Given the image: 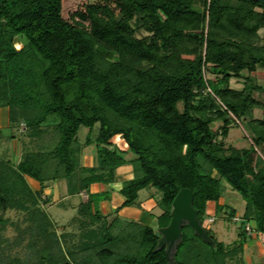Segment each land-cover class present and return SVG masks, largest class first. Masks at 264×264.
<instances>
[{
  "label": "trees",
  "instance_id": "obj_1",
  "mask_svg": "<svg viewBox=\"0 0 264 264\" xmlns=\"http://www.w3.org/2000/svg\"><path fill=\"white\" fill-rule=\"evenodd\" d=\"M64 7L65 0H0L5 137L15 138L21 123L25 130L18 161L0 158V247L25 241L23 254L4 255L0 248V264H169L165 245H156L183 187L191 190L202 225L223 212L239 223V232L228 245L215 237L212 222L203 225L209 240L183 222L174 264H228L238 253L245 264L244 247L253 233L264 246V119H245L255 108L264 112L253 96L264 91L253 74L257 67L264 70L257 33L264 26V3L94 0L66 14ZM16 37L24 40L19 47ZM238 76L242 86L234 88L230 79ZM206 84L211 92L202 91ZM230 114L242 121L248 147H224L235 122ZM81 126L88 131L80 145ZM90 145L96 166L80 161ZM124 164L132 166L133 177L119 189L121 206H138L139 190L153 188L160 209L154 226L122 219L119 207L103 214L98 202L107 193L89 190L93 183L113 182ZM25 176L38 181L39 189ZM59 179L68 194L87 192L71 217L79 231L70 244L41 205L48 202L41 201L43 187ZM224 182L245 202L241 217L220 203ZM209 201L215 202L214 214L207 213ZM7 209L23 213L18 223L10 222L18 232L11 243L1 235Z\"/></svg>",
  "mask_w": 264,
  "mask_h": 264
},
{
  "label": "rangeland",
  "instance_id": "obj_2",
  "mask_svg": "<svg viewBox=\"0 0 264 264\" xmlns=\"http://www.w3.org/2000/svg\"><path fill=\"white\" fill-rule=\"evenodd\" d=\"M88 1H94V0H65V7H64V14L67 13V11H73L74 9H80L84 6V3L88 2ZM200 5H203V0H198ZM143 34L144 31H141L139 34ZM258 33V42L260 44H264V26H262L261 28L258 29L257 31ZM23 38L22 37H16L14 39V43L16 45V47H19L22 44ZM246 73V72H244ZM255 75V79L258 83H264V70L260 67L256 68V71L253 73ZM206 75L208 77H211L212 75L208 74L206 72ZM243 76L241 77H232L230 79V85L234 88H240L242 86V82H243ZM253 96L258 99L259 101L264 103V91L262 92H254ZM178 107L181 108L182 104H178ZM246 120L248 119H264V112L262 111L261 108H255L253 110L250 111V114L245 118ZM240 123L242 124V121L240 120ZM234 122L231 124L229 132L227 134V136L225 138H223V144L224 147H234V148H242V147H248L250 144V140L248 138L245 137V132L243 130V126ZM19 130L18 132H15L14 136L16 139V146L19 145V147L17 148V151H21V148L23 147V143L21 142V139L23 140V136H24V124H19ZM221 125V120L215 121L213 123V128L215 130H218L219 127ZM97 129H98V125L95 126V129L92 131V137H94L97 133ZM87 128L81 126L78 130L77 136L78 139L80 141V145L84 142L85 140V135L87 133ZM50 134L46 135V140L50 137ZM1 138L6 141H0V156L3 154H7L9 157L11 156V153L14 154L13 159L17 160V158H19L18 153H15L14 151V141L12 142L10 138H6L4 136H0V140ZM221 138L220 136L218 137V139ZM25 141H27V138H24ZM9 141V142H8ZM114 141H116V143L122 148V149H126V145L124 144L122 138L120 136H116L114 138ZM93 145H90L88 147H85L82 150V154L83 160L85 161L86 157H87V153L91 152L90 150H92ZM259 152H261L260 149H258ZM262 153V152H261ZM260 153V154H261ZM131 156V154L129 152H126V157ZM120 174L123 175V177H125L126 175L130 176L132 174V172H130V167H125V168H121L119 170ZM131 173V174H130ZM225 183V182H224ZM226 184V190L223 193L221 199H220V203H223L226 207L228 208H233L235 209V215L238 216H242L243 212H244V200L242 199V197L240 196V194L233 190L227 183ZM153 192L154 194H158L157 192H155V190L153 188H144L141 189L139 191V200L142 198H145L146 195H150ZM46 195L43 196L41 195V201H43V199H45ZM158 197V195H157ZM42 207H44L46 210L48 209L46 203H42L41 204ZM211 209L213 208V205L211 203H207V209ZM58 208H56V219L57 220V232L58 233H66V240L67 243H73L78 241V225L77 222H75L74 220H72V212L70 211V209H64L63 210H58ZM210 210V211H211ZM160 212L159 208L154 209L153 213L154 216L152 218L153 221H151V225L154 226L155 225V218L156 215H158ZM214 214V213H213ZM3 218H7L9 223H7L5 225V228L1 231V235L5 238L8 239V241L11 243L12 241H14V239L17 237V231L14 227V225H11L10 222H14V223H18L22 218H23V213L21 211H18L16 209H7L6 211H4L2 213ZM110 220V219H109ZM207 220L204 219L203 220V225L206 226ZM239 223L231 221L228 219L226 213H219L215 215V220L209 225V227L212 229V231L215 234V237L220 240L223 241L225 244L231 245L232 242L234 240L237 239L238 237V232H239V228H238ZM23 226V224H22ZM68 231V232H67ZM71 234V235H70ZM69 235V236H68ZM257 237L256 233H253L250 237V239H252V242L255 241V238ZM249 239V240H250ZM260 239V238H259ZM25 241L22 242L21 246L18 247H13L12 249L6 248L5 245L6 243L2 244V246L0 248H2V250L4 251L3 254H10L12 256L14 255H18V256H22L23 254V244ZM259 243L260 240H259ZM258 246L255 245L254 243L252 245H248L246 248V251H244V254L246 255V259H245V264H254L257 259L259 260V262L261 264H264V252H261V250L263 249V247L261 246V249L259 250L257 248ZM263 255L262 257L257 258L256 255L260 256ZM239 258V253L236 254L235 260H227L228 264H240L237 260Z\"/></svg>",
  "mask_w": 264,
  "mask_h": 264
},
{
  "label": "crops",
  "instance_id": "obj_3",
  "mask_svg": "<svg viewBox=\"0 0 264 264\" xmlns=\"http://www.w3.org/2000/svg\"><path fill=\"white\" fill-rule=\"evenodd\" d=\"M8 125V109L7 107H0V129H2L1 132V137L2 136H6L8 134V131L6 130V127ZM0 141H6L5 138L4 140L1 138ZM11 141H14V151L15 153L20 154L19 151H17V148L19 147L16 146V139H11ZM9 142V141H8ZM91 152L87 153V157L85 159V161L83 160V155H81L80 161L81 164L84 166H96L97 165V158L96 155L94 154V152L92 150H90ZM13 153V152H12ZM11 153V156L9 157L7 154H3L0 156V158L2 159H10L12 163H16L18 161L19 158H17V160L13 159L14 154ZM20 156V155H19ZM125 167H130V172H132V174L129 176H125L123 177L122 174H120L119 170L121 168H125ZM26 180L28 182V184L30 185V187L33 190H38L39 189V182L36 181L35 179L29 177V176H25ZM133 177V171H132V166L130 164H124L121 165L119 167L116 168L115 171V180L111 183L105 184L102 182H96L90 185L89 190L91 192H96V193H107V198L100 200L98 202V207L100 209V211L103 214H108L114 211V209L116 207L118 208L117 214L119 215V217H121L122 219H127V220H135V221H139L143 224H151V221L153 216H154V209L158 208L157 204H156V198H157V194H154L153 192H150L152 194L150 195H146L145 198H142L139 200V192H138V206L137 205H130V206H121V203L123 202V200L125 199L123 195H121L119 193V189L121 188L122 182L124 180L130 179ZM140 191V190H139ZM42 195L45 196L46 195V199L48 200V202L46 203L48 209V213L51 214V216L54 218V221L57 222L58 219H56V208L57 211L59 210H63L64 209H70V211L72 212L71 216H73L76 211H77V207L78 204L80 202H84L87 199V192L85 191H80L78 193L75 194H68L66 192V181L64 179H59L56 180L54 182H48L44 187H43V191H42ZM207 203H211L213 205L212 210L211 209H207V213L209 214H213L214 213V208H215V202L213 201H209ZM211 210V211H210ZM160 213V212H159ZM256 242L253 241L252 239H250L244 247V251H246L247 246L250 244L252 245L253 243L255 245H257L258 249H261V246L263 247V249L261 250V252H264V246L261 242V240L259 239V237L255 238ZM259 240L261 243H259ZM259 249V250H260ZM263 255L260 254L256 255L257 258L262 257ZM246 259V255L244 254V260ZM254 264H261L259 262V260L257 259V261Z\"/></svg>",
  "mask_w": 264,
  "mask_h": 264
},
{
  "label": "water",
  "instance_id": "obj_4",
  "mask_svg": "<svg viewBox=\"0 0 264 264\" xmlns=\"http://www.w3.org/2000/svg\"><path fill=\"white\" fill-rule=\"evenodd\" d=\"M258 1L264 3V0ZM192 201L193 195L191 190L188 187L181 188L172 201L171 217L168 224L159 229L160 237L156 248L165 245V256L169 264H174L172 255L175 245L181 236V223L186 222L190 224L197 234L203 239L209 240L201 220L197 217V209L193 207Z\"/></svg>",
  "mask_w": 264,
  "mask_h": 264
},
{
  "label": "built area",
  "instance_id": "obj_5",
  "mask_svg": "<svg viewBox=\"0 0 264 264\" xmlns=\"http://www.w3.org/2000/svg\"><path fill=\"white\" fill-rule=\"evenodd\" d=\"M202 91H203V92H211V89H210V87L206 84V85H205V88L202 89ZM230 116L234 119L235 122H238V120H236V119L232 116V114H230ZM212 220H213V217L210 216L209 218H207V223H208V222H212ZM234 220H238V217L235 216V217H234ZM245 230H246L248 233H250V232L252 231V226H251V223H250V222H248V223L245 225Z\"/></svg>",
  "mask_w": 264,
  "mask_h": 264
}]
</instances>
